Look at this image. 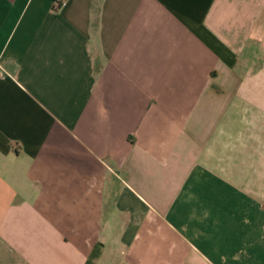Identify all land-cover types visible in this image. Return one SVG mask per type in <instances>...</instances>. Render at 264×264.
Wrapping results in <instances>:
<instances>
[{
	"label": "crops",
	"instance_id": "1",
	"mask_svg": "<svg viewBox=\"0 0 264 264\" xmlns=\"http://www.w3.org/2000/svg\"><path fill=\"white\" fill-rule=\"evenodd\" d=\"M0 264H264V0H0Z\"/></svg>",
	"mask_w": 264,
	"mask_h": 264
},
{
	"label": "built area",
	"instance_id": "2",
	"mask_svg": "<svg viewBox=\"0 0 264 264\" xmlns=\"http://www.w3.org/2000/svg\"><path fill=\"white\" fill-rule=\"evenodd\" d=\"M54 9H60L66 4V0H51Z\"/></svg>",
	"mask_w": 264,
	"mask_h": 264
}]
</instances>
